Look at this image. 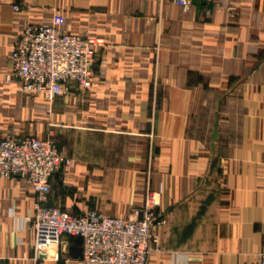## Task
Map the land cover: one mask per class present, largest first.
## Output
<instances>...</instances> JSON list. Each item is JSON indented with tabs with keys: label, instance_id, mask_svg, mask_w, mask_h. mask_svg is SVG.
I'll use <instances>...</instances> for the list:
<instances>
[{
	"label": "crops",
	"instance_id": "crops-1",
	"mask_svg": "<svg viewBox=\"0 0 264 264\" xmlns=\"http://www.w3.org/2000/svg\"><path fill=\"white\" fill-rule=\"evenodd\" d=\"M39 23L105 39L91 89L72 83L50 106L6 81L20 33ZM50 123L72 158L50 203L127 216L152 192L165 222L149 264H257L264 0H0V136L46 137ZM37 201L27 179L0 176V264H79L81 236L38 246Z\"/></svg>",
	"mask_w": 264,
	"mask_h": 264
},
{
	"label": "built area",
	"instance_id": "built-area-1",
	"mask_svg": "<svg viewBox=\"0 0 264 264\" xmlns=\"http://www.w3.org/2000/svg\"><path fill=\"white\" fill-rule=\"evenodd\" d=\"M176 1L185 8L192 3ZM104 44L100 36L46 23L29 24L15 44L13 68L7 72L6 81L20 80L25 92L42 94L51 103L72 83L89 90L97 76L98 47ZM49 135L0 136V176L27 179L38 196L32 217L38 246L69 234L83 239L79 264H149L153 244L158 241L155 225L165 222L156 213L155 194L149 192L144 206L127 216L108 215L97 209L74 214L50 203L52 178L72 158L51 137L52 131ZM257 264H264V251L258 253Z\"/></svg>",
	"mask_w": 264,
	"mask_h": 264
},
{
	"label": "rangeland",
	"instance_id": "rangeland-1",
	"mask_svg": "<svg viewBox=\"0 0 264 264\" xmlns=\"http://www.w3.org/2000/svg\"><path fill=\"white\" fill-rule=\"evenodd\" d=\"M46 24H50V23H46ZM51 25H53V24H51ZM56 26V25H55ZM66 30V29H65ZM69 31H71V30H69ZM71 32H76V33H80V34H89V33H86V31H82V30H80V31H71ZM96 36H98V35H96ZM103 38V37H102ZM105 44H106V41H105ZM96 78H97V76H96ZM96 80V79H95ZM38 94V93H37ZM40 95H42V94H40ZM43 96V95H42ZM49 104H50V106H51V102H49ZM54 105V107L52 108V110H51V112H53L54 111V109H55V104H53ZM51 125V128H50V130L48 131V133L50 134V132L52 131L53 132V135L51 136V137H53V139H55L56 141H57V139L55 138V133H54V131H55V127H54V125H52V123H50ZM50 135H47L46 137H49ZM72 163V162H71ZM70 163V164H71ZM70 164H68V165H66V166H69ZM88 187L86 186V189H87ZM94 209H97V210H100V209H98V208H94ZM101 211V210H100ZM104 212V211H103Z\"/></svg>",
	"mask_w": 264,
	"mask_h": 264
},
{
	"label": "water",
	"instance_id": "water-1",
	"mask_svg": "<svg viewBox=\"0 0 264 264\" xmlns=\"http://www.w3.org/2000/svg\"><path fill=\"white\" fill-rule=\"evenodd\" d=\"M213 142H212V151L215 152V147H216V141L219 137V128H218V124H216L214 133H213Z\"/></svg>",
	"mask_w": 264,
	"mask_h": 264
}]
</instances>
